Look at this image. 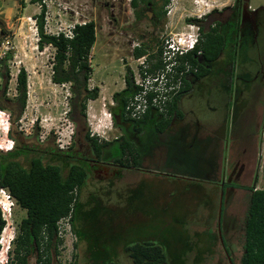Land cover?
Instances as JSON below:
<instances>
[{"label": "rangeland", "instance_id": "1", "mask_svg": "<svg viewBox=\"0 0 264 264\" xmlns=\"http://www.w3.org/2000/svg\"><path fill=\"white\" fill-rule=\"evenodd\" d=\"M154 2L160 4L161 0ZM234 2L235 0H169L164 8V17L155 26L146 11H142L140 19L136 18V10L133 12L130 0H0V60L7 56L9 79L3 92L0 74V105L3 107L0 110V152L12 151L16 146L31 150L29 155L17 159L23 165L36 153L45 155L44 158L41 156L45 164L56 163L57 159L48 158L50 152L56 151L62 156L79 153L95 159L96 156L91 153L84 139L85 132L88 131L90 136L94 133L93 136L100 142H113L121 132L111 120L110 126L108 122L98 124V131L102 133L101 136L98 135L88 124V108L100 109L104 105L109 113V107L113 105L112 95L125 87L127 68L133 74L136 72L138 62L134 57V49L145 45L147 59V56L156 54L166 40H175L181 34H199L201 26L204 30L211 27V20L207 18L209 12L212 9L219 11L230 7ZM248 2L249 10L264 8V0ZM42 5L45 7L44 31L48 35H56L88 21H93L96 25V40L89 56V87H98L100 92L94 103L87 102L84 121L73 122L69 117L72 110L69 85H57L51 81L54 48L45 46L40 49L37 46L35 17ZM140 7L142 9L141 3L137 10ZM260 17L263 25L257 29L258 35L253 37L255 43L251 41L253 48L245 50V46L241 47L234 74L220 71L212 73L216 80H224L227 85H231V89L230 86L226 88L216 83L214 78H210L211 74L200 79L203 84L192 86L188 83L182 107L193 111L189 112L190 118L214 121L229 129L233 123L232 118L224 120L222 112L210 110L212 106H216L220 99L241 96L248 98V93L251 96L256 92V89H248L252 84L260 83L256 77V65L259 61L264 64V13H260ZM189 19L199 22L188 24ZM156 60L157 58L147 59L150 63ZM228 60L225 57L220 59L223 63L218 62L224 66ZM240 64H244L243 67ZM20 69L26 74L27 98L23 112L18 115L15 100L18 96L16 77ZM236 84L238 89H235ZM260 87L264 88V84H260ZM106 118L103 115L102 121ZM228 132L230 141V130L226 131V136ZM145 134V137L139 139L138 149L148 153L150 148L159 143H156L149 132ZM255 140L258 138H253V147H247V166L240 180L247 187L253 186L254 175L258 172ZM122 143L123 140L113 142L108 147V159H117L122 155ZM238 143L237 153L248 144L244 138H239ZM162 147L166 158L171 161L170 165H181L192 152L189 145L184 148L172 145H166L167 149L165 145ZM229 171L230 168L227 174ZM132 173V170H121L119 179L106 173L103 176L106 181L102 180L100 184L97 177L88 176L77 197L74 213L79 225L77 233L70 225L71 234L63 238L57 255L52 254L51 264H108L112 261L132 264L125 248L146 242L160 246L168 264L239 262L243 253L249 190L226 186L221 210V194L196 191L192 195H186L187 188L191 189L192 186L185 185L186 182L181 179L179 182L161 174L154 176L158 178L157 181L152 179L147 182L142 178L137 183L123 181V177L129 179ZM140 175L141 173L136 175V178ZM263 186L258 188L263 190ZM232 188L236 191H232L229 196ZM0 211L6 222L5 230L0 236L5 246L9 239H12L10 243L14 242L25 211L2 189ZM222 242H227L226 248L229 247L230 254L223 249ZM13 248L11 244L8 253L0 251V264H11L12 257L9 253ZM28 264H36L35 253L28 257Z\"/></svg>", "mask_w": 264, "mask_h": 264}, {"label": "trees", "instance_id": "2", "mask_svg": "<svg viewBox=\"0 0 264 264\" xmlns=\"http://www.w3.org/2000/svg\"><path fill=\"white\" fill-rule=\"evenodd\" d=\"M151 0H131V8L135 11L137 5L150 2ZM169 0H163V5ZM264 9V8H262ZM259 9V10H262ZM165 11L158 12L157 17H164ZM140 19L139 12L135 14ZM45 7L42 5L39 14L35 17L38 32V48L51 46L54 48L51 81L57 85H69L71 93V114L70 119L84 121L86 119V105L88 101H94L99 96L98 87H89L91 67L89 63L90 51L96 40V25L93 21L74 25L72 38H65L62 33L58 35H48L44 31ZM193 22H199L192 19ZM154 24V21H151ZM214 27L204 30L200 27L201 40L195 51L201 50L202 54L197 56L195 51L187 58L197 67L198 72L194 75L196 80L204 78L207 74V64H211L219 57L225 46V34L218 30V23L210 22ZM134 57L140 58L147 55V47L142 45L133 51ZM160 49L156 54L147 56V59L159 57ZM7 57V56H6ZM0 60V71L3 80V92L8 84V71L6 69L7 58ZM149 57V58H148ZM156 60V61H157ZM150 63V61H149ZM257 76L261 85L264 84V64L259 61ZM124 77L125 87L120 92L112 95L113 105L109 107V113L120 115L122 121L124 106L128 98L136 91L133 73L127 68ZM180 95L172 102L169 109L170 120L175 112L176 102L185 92V86ZM26 74L20 69L16 77V91L18 96L15 104L20 115L26 104L27 94ZM264 89V88H263ZM3 107L0 105V110ZM8 110H11L8 108ZM74 113L76 114L74 116ZM147 113L143 119H146ZM141 121H135V127ZM114 126L115 123L113 122ZM10 133V130L9 132ZM84 139L95 156H100L103 150L110 146L107 141L100 142L94 136H90L88 131L84 134ZM123 140L121 158L130 163V167L135 166L133 156L134 147L130 141L120 137L117 142ZM25 147H15L12 151L0 152V189L5 190L15 204L25 211V217L21 219L18 226V234L12 243L14 248L10 251L11 264H28V257L35 253L36 264H51L52 254L57 255L58 248L62 246L63 240L57 237V222L70 215V222L74 219L77 198L72 194L74 190L79 191L88 178V171L82 165L75 163L68 164L69 161L62 159L61 163H44L39 153L33 155L23 165L17 159L29 155ZM51 153V152H50ZM51 155V154H50ZM61 161V160H60ZM64 161V162H63ZM120 161V159L116 160ZM256 180V179H255ZM234 187V186H231ZM240 188V186H235ZM223 194L220 201L221 210L223 208ZM245 189V188H244ZM249 190L248 206L244 221V243L243 253L237 264H264V190H257L254 187ZM5 220L0 211V235L4 232ZM4 229V230H3ZM131 259L132 264H168L163 249L150 242L134 244L124 250ZM108 264H119L115 261Z\"/></svg>", "mask_w": 264, "mask_h": 264}, {"label": "crops", "instance_id": "3", "mask_svg": "<svg viewBox=\"0 0 264 264\" xmlns=\"http://www.w3.org/2000/svg\"><path fill=\"white\" fill-rule=\"evenodd\" d=\"M185 82L187 85L188 83L192 86L200 85L194 76H189ZM260 84L254 83L250 86L248 90L256 89V92H251V96L248 93V98H224L220 99L216 106H212L210 110L222 112L224 120L227 117L232 118L233 123L229 129H225V126L214 121L190 118L189 112L193 113V111L182 107L187 85L184 94L176 102L175 112L172 113L170 120L165 121L153 110L148 111L149 114L146 119L142 118L136 127L134 125L135 132L132 144L135 166H129L123 170L124 172L131 170L133 172L131 176L124 174L130 178L123 177V181L137 183L141 178L146 179L147 182L152 179L157 181L158 178L154 176L161 174L179 182L181 179L186 182L185 185L192 186L191 189L187 188L186 195H192L196 191H201L204 194H221L223 178H226L228 168H234L239 160L242 167L244 161L247 163V158L245 159L248 152L247 147L252 146L253 138L257 137L258 140L255 141L257 142L258 172L254 176L252 187L261 190L262 188L258 187L264 185V89L260 87ZM229 86L231 89V85H227V87ZM217 89L220 88L217 87ZM235 89H238L237 86ZM91 102L94 103L95 100ZM90 105L89 103L88 106ZM90 108H88V124L101 136L102 133L98 131V124L108 122L110 126L108 118L102 121L104 113L107 112L103 106L100 109ZM229 130L230 141H228L229 132L226 136V131ZM146 132H149V135L156 139V143H159L154 148H150L148 153L138 149L139 139L145 137ZM240 133L242 134L240 135ZM239 138H244L248 144L240 148L237 153L236 144H239ZM162 145L165 147L172 145L178 148L189 145L192 152L181 165H170L171 161L166 158L165 149ZM140 173V177L136 178V175ZM159 181H163V179H159ZM70 223L76 234L79 227L78 221L74 217Z\"/></svg>", "mask_w": 264, "mask_h": 264}, {"label": "flooded vegetation", "instance_id": "4", "mask_svg": "<svg viewBox=\"0 0 264 264\" xmlns=\"http://www.w3.org/2000/svg\"><path fill=\"white\" fill-rule=\"evenodd\" d=\"M166 5H163V0H161L160 4L155 3L154 0H151L150 2H146L144 4L141 3L142 9L140 7V10H137V8H138V5H137L135 10L137 12L140 11L139 12L140 15H142V11H146V13H148L150 16V21H154V25L156 26L157 24H159L161 22V18L157 17L158 12L164 11V8L166 7ZM243 5H244L243 0H235L234 4L232 6L225 7L223 9H220L219 11L212 9L209 12V15L207 16L208 19L218 23V30L225 34V39H226L225 46L223 47L222 51L220 52L217 60L212 62L211 64L206 65V67H207L206 68L207 69V75L206 76L211 74L210 78L211 79L214 78L215 79L214 81L216 83H219V85L227 86L228 83H226V81H224V80H219V81L216 80V78L212 75V73L220 71L222 73H226V74L231 73V75H233L234 71L237 67V65H236L237 64V62H236L237 58L239 61L238 55L240 53L241 47L245 46V50H250L251 48H253L251 41H253L254 36L256 37L258 35L257 29L259 30V28H261V26L263 25V21L261 20L260 13H264V9L259 8L262 10L257 9V10H255L254 13H251V11H254V10L243 11ZM130 7H131V0H130ZM132 10H133V8H132ZM133 12H134V10H133ZM135 14H136V12H135ZM140 18H141V16H140ZM191 20L192 19L188 20V22H189L188 24L194 23ZM214 26L215 25H212L211 27H214ZM207 29H209V28H207ZM225 57L229 60L227 63L224 64V66H222L220 64V62H221L220 59H223V58L225 59ZM218 61H220V62H218ZM221 63H223V61ZM243 65L240 64V67L241 66L243 67ZM256 68L257 69L259 68V64L256 65ZM256 77L258 78L257 75H256ZM198 82L200 84H203V82H201L200 80H198ZM235 86H237V84ZM241 95H243V93H241ZM125 120L126 121H123V124L121 126H115L116 128L119 129V131L121 133L117 138L115 137L114 140H119L120 137H124V139H128V141L133 142L134 141V132H135V129H134V122L135 121H131V120H127V119H125ZM107 142H110V141H107ZM110 143L113 144V142H110ZM88 147H89V149H91V147L89 145H88ZM88 147L86 149H88ZM108 147H110V146H108ZM108 147H106L103 150L104 152L102 153V155L96 156L95 159L89 158V156L87 154L85 155V154H79V153H77V154H74V153L73 154H66V155L62 156L61 154H59L60 153L59 151H56L55 153L51 152L50 153L51 155L49 154L48 158L57 159L58 163H61L62 159H64L65 161H69L68 164H71V163H75L78 165L84 164V166L83 165L82 166L85 167L86 170L88 171V176L93 175L95 178L97 177V181L100 184L102 182V180L106 181L103 178V176H105L106 173L112 174L114 176L112 178L117 179L118 175H120V173H121V170H125V168L130 166V163L125 162L124 159L121 158V156L117 159H111V160L108 159V157L106 156L108 153ZM79 148L81 149L82 147H79ZM91 153H93V152H91ZM33 155H35V154H33ZM40 156H42V155H40ZM44 156H42V157L44 158ZM118 159H120V161H116ZM57 162L56 163L53 162L52 164H57ZM243 165L244 166L242 167V164H240V160H239L234 168H230V171L226 175V178H223V184L221 187V196L223 194V187L224 186L225 187L226 186H228V187L240 186L241 189L245 188V190L247 188H250V187H247V186L242 185L240 183V180L243 177L242 175L245 173L247 163L244 161ZM119 169H121V170L119 171ZM99 175L102 178V179L100 178L101 181L98 178ZM119 178H121V177H119ZM253 180H254V178H253ZM238 184H240V185H238ZM80 191H81V189L79 191L74 190L72 192V194L75 195V197L77 198ZM232 191H234L233 188L230 190L229 196L232 194ZM219 219H220V217H219ZM220 220H218V222H217L218 227L220 226V223H219ZM70 228H72V227L70 226ZM226 245H227V242L221 243V246L227 252V254H230L229 247L226 248ZM229 257H230V255H229ZM231 264H234V263H231Z\"/></svg>", "mask_w": 264, "mask_h": 264}, {"label": "built area", "instance_id": "5", "mask_svg": "<svg viewBox=\"0 0 264 264\" xmlns=\"http://www.w3.org/2000/svg\"><path fill=\"white\" fill-rule=\"evenodd\" d=\"M73 27L66 31H60V33L70 39ZM196 30L198 31L199 28ZM200 40V33L181 34L177 39L166 40L161 45L157 61L149 63L146 55L137 58L138 66L133 74L134 85L137 89L124 106L123 117L125 119L140 121L150 110L165 119L169 118L170 106L182 92L186 79L198 72L197 67L190 62L187 56L195 51ZM195 54L199 56L202 51L197 50ZM104 115L111 123V114L104 113ZM94 132L96 131L94 130ZM93 134L91 133V136ZM56 225L59 239L63 240L71 234L70 215L60 219ZM1 240L2 237H0V251L6 254L10 250L12 239H9L5 246Z\"/></svg>", "mask_w": 264, "mask_h": 264}, {"label": "water", "instance_id": "6", "mask_svg": "<svg viewBox=\"0 0 264 264\" xmlns=\"http://www.w3.org/2000/svg\"><path fill=\"white\" fill-rule=\"evenodd\" d=\"M249 0H243L244 5H243V11H249ZM254 11H251V13H254ZM113 122L115 123V125L117 126H121L123 124V121L120 117V115H113ZM220 207V206H219Z\"/></svg>", "mask_w": 264, "mask_h": 264}]
</instances>
